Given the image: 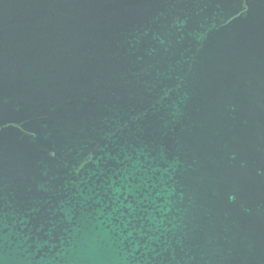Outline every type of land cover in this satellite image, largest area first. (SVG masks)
Instances as JSON below:
<instances>
[{"label": "water", "instance_id": "1", "mask_svg": "<svg viewBox=\"0 0 264 264\" xmlns=\"http://www.w3.org/2000/svg\"><path fill=\"white\" fill-rule=\"evenodd\" d=\"M0 264H264V0H0Z\"/></svg>", "mask_w": 264, "mask_h": 264}]
</instances>
